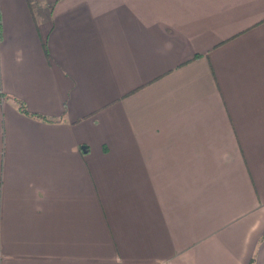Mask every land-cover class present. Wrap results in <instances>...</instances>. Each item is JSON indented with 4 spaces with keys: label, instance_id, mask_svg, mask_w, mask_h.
I'll return each instance as SVG.
<instances>
[{
    "label": "crops",
    "instance_id": "obj_1",
    "mask_svg": "<svg viewBox=\"0 0 264 264\" xmlns=\"http://www.w3.org/2000/svg\"><path fill=\"white\" fill-rule=\"evenodd\" d=\"M0 264H264V0H0Z\"/></svg>",
    "mask_w": 264,
    "mask_h": 264
},
{
    "label": "trees",
    "instance_id": "obj_2",
    "mask_svg": "<svg viewBox=\"0 0 264 264\" xmlns=\"http://www.w3.org/2000/svg\"><path fill=\"white\" fill-rule=\"evenodd\" d=\"M18 102L20 103L19 109L21 111H23L24 113H29V112H27L26 108L24 107V104L21 101H19V100H18Z\"/></svg>",
    "mask_w": 264,
    "mask_h": 264
}]
</instances>
